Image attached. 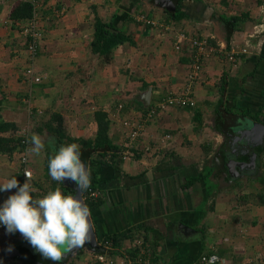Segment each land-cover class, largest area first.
<instances>
[{"label":"crops","instance_id":"obj_1","mask_svg":"<svg viewBox=\"0 0 264 264\" xmlns=\"http://www.w3.org/2000/svg\"><path fill=\"white\" fill-rule=\"evenodd\" d=\"M16 1L0 0V121L15 124L17 137L34 123L28 137L37 133L58 150L67 143L47 128L53 115L62 116L68 137L91 139L95 113L108 114L119 152L99 170L101 203L91 212L98 241L118 236L117 260L132 255L140 239L152 264H200L211 255L225 264H264V0L186 1L180 23L151 0H38L44 38L33 63L21 26L14 27L7 13ZM140 14L164 27L139 22ZM98 18L135 45L101 55L93 47ZM181 33L247 52L236 64L223 54L205 60L193 107L172 106L147 117L187 83L192 57L189 43L176 50ZM31 65L40 83L25 79ZM150 87L147 105L139 96ZM25 98L35 110L27 113ZM243 120L254 126H247L248 141L238 131ZM139 123L144 128L132 142L129 134ZM256 136L263 145L254 143ZM45 151L30 156L29 164L38 190L33 195L40 198L57 187ZM20 154L0 150V184L12 176L21 181ZM17 191L0 192V206ZM32 250L21 235L0 232L2 264L20 252L28 262L50 264ZM81 252L71 264H90L94 255Z\"/></svg>","mask_w":264,"mask_h":264},{"label":"clouds","instance_id":"obj_2","mask_svg":"<svg viewBox=\"0 0 264 264\" xmlns=\"http://www.w3.org/2000/svg\"><path fill=\"white\" fill-rule=\"evenodd\" d=\"M26 143L30 145L26 149L29 156H39L45 148L37 133L31 134ZM53 151L48 163L49 175L59 184L70 179L76 189L66 195L58 186L40 198L33 195L38 190L32 186V172L25 169L27 181L23 186L16 176L0 184V192L18 189L0 206V225L5 226L8 234L19 232L42 258L59 264L65 252L91 242L94 223L91 209L82 198L91 186V167L82 159L80 145H60ZM8 251H12V246Z\"/></svg>","mask_w":264,"mask_h":264},{"label":"built area","instance_id":"obj_3","mask_svg":"<svg viewBox=\"0 0 264 264\" xmlns=\"http://www.w3.org/2000/svg\"><path fill=\"white\" fill-rule=\"evenodd\" d=\"M24 1H29V0H24ZM30 1H32V4L34 6L33 17L32 19H30V21H28L24 26L21 27V35L25 39V46L28 52V59L33 63L38 57L41 45L43 43L44 32L40 26L41 14L39 10L42 7V5L38 0H30ZM64 12H65L64 9L60 11H55V16L59 17L63 15ZM136 20L150 27H158V28L164 27V24L159 20L150 19L142 14L138 15L136 17ZM185 43H189L191 49L192 63H191V70L188 73L187 83L184 89L181 92L170 93L167 96H165V98L161 102H158L156 105H154V107L151 110H149L147 117H154L158 113L165 111L172 106L193 107L195 105V102L191 97V93L196 83L202 79L203 66L205 60L211 57L212 55L223 54L226 56L229 62L236 64L240 59V55L245 54L247 52L246 49H242L238 51L236 49H228L227 46H224L223 48H219L211 44L210 39L206 36L191 37L186 33H181L178 35L175 46L176 50H180ZM25 75L27 81L33 80L35 83L41 82V78L36 76L35 68L32 65L26 70ZM143 128H144L143 124L139 123L130 132L129 137L132 142L136 141V139L141 135ZM20 138L22 140L21 141L22 151L20 154L22 179L20 181V186H23V184L27 181V177L24 175V170L28 169L29 171H31L33 178H34V173L29 167L30 156L26 152V149L30 147V145L26 143L29 137L23 135ZM99 195H100L99 191H90V196L92 198H97ZM0 232L8 234L5 226L3 225H0ZM14 234L21 235L19 232L8 235H14ZM99 244L103 248H105L107 252L103 254L93 253L94 258L92 259L90 264H152L150 258L151 255L147 252V250L145 249V244L140 239L134 242V247H132L136 249L135 250L137 252L136 256L132 257L133 255L130 256L124 255V257L121 258L120 260H117L114 257V254L119 250V248L114 246L112 241L103 240V241H99ZM220 263L225 264L224 259H221L218 256H213V255L203 256L200 262V264H220ZM3 264H21V263L18 261H14V262L10 261ZM251 264H263V263L259 259H256L253 262H251Z\"/></svg>","mask_w":264,"mask_h":264},{"label":"trees","instance_id":"obj_4","mask_svg":"<svg viewBox=\"0 0 264 264\" xmlns=\"http://www.w3.org/2000/svg\"><path fill=\"white\" fill-rule=\"evenodd\" d=\"M47 1L48 0H44L43 3ZM151 1L152 3H155L154 0ZM186 1L198 0H176L177 6L175 11L167 10L164 8V11L167 14L168 18L174 20L177 23L183 21L186 15L182 10V7L183 3H185ZM33 13L34 6L32 4V1L17 0L16 3L12 5V8L9 12V19L14 27H16L17 25H20L22 27L28 21H30V19H32ZM233 20L236 21V18H233ZM107 26L111 27L112 25H107L99 18L96 20V34L95 40L93 42V47L101 55L110 54L118 46L125 43H130L133 46L135 45V42L133 41L131 36L126 35L124 32H116L117 30L112 31V28H107ZM210 43L212 44L211 40ZM36 76L41 78L38 73H36ZM28 82L32 84L35 83L33 80H29ZM95 119L98 129L96 136L91 139H75L68 137L64 133L63 118L59 114L53 115L50 122L46 125L49 131L55 134L61 143H77L80 145L81 151L89 157V165L91 167V186L87 191L83 193V197L88 207L91 209V212L101 203V194L97 198H92L90 196V191L100 192L99 170L103 167L109 166V162L113 161L117 156L116 153L119 152V147L113 143V140L111 139L109 134L110 120L108 114L104 111H98L95 113ZM11 130L12 136L0 137V150L4 153L9 154H12L13 151H22V140L19 136L17 137V135H15L17 131L15 124L0 121V132L9 133L11 132ZM261 136L264 138V131L262 132ZM60 187L66 195L73 191V186L68 182L67 179L63 182V184H60ZM106 240L112 241L114 246L116 247L119 246L120 240L118 239V236H114V238H107ZM135 250L136 249L133 250L134 252L132 254V257H135L137 254ZM15 257L16 261L20 262L21 264H33L32 262H28V260H25L27 257L24 256L23 252L16 254Z\"/></svg>","mask_w":264,"mask_h":264},{"label":"water","instance_id":"obj_5","mask_svg":"<svg viewBox=\"0 0 264 264\" xmlns=\"http://www.w3.org/2000/svg\"><path fill=\"white\" fill-rule=\"evenodd\" d=\"M154 1L157 4V6H160L162 8H165V9L171 10V11H175L176 6H177L176 0H154ZM151 93H152V88L150 87L148 89V91L142 92L140 94L139 99L144 104L149 105L150 100H151ZM249 124L253 125V123L250 120L241 121V125L239 126V130H238L240 132V135H243L244 137L247 136L246 137L247 141H248V134H249V131H250V130H247V126H249ZM253 127L254 126H252V128ZM252 128H250V129H252ZM263 129H264V127H263ZM253 141H254L255 144L263 145V140H262L261 136H256V138ZM61 145H63V144H61ZM82 159L85 161L86 164L89 165V161H90L89 157L86 154H84L83 152H82ZM67 180L73 186V191H74L76 189V187H77L75 182L71 181L70 179H67ZM82 198L84 199L83 194H82ZM91 220H92V217H91ZM32 249H33L32 253L37 255L36 257L38 259H40L42 261H48L50 264H53L52 261L42 258V256L38 252H36L33 247H32ZM81 251L89 252L90 254H93V253L103 254V253L107 252V250L105 248H103L99 244V241L97 239V235H96V232H95L94 228L92 230L91 242L90 243L86 242V244L83 247H81V248L65 252L64 256H63V259L59 262V264H67L68 260H70L74 255L78 254ZM30 255H31V257H33L32 254H30ZM35 255H34V257H35ZM38 262H39V264H43L40 261H38Z\"/></svg>","mask_w":264,"mask_h":264},{"label":"rangeland","instance_id":"obj_6","mask_svg":"<svg viewBox=\"0 0 264 264\" xmlns=\"http://www.w3.org/2000/svg\"><path fill=\"white\" fill-rule=\"evenodd\" d=\"M143 1V4L146 2H144V0H142ZM8 10V14H9V12H10V10L11 9H7ZM9 16V15H8ZM41 26V25H40ZM30 67V66H29ZM28 67V68H29ZM27 68V69H28ZM25 73H26V71H25ZM25 77V79H26V75L24 76ZM26 81V80H25ZM2 91V90H1ZM3 92H5V91H3ZM21 94H23V92L21 93ZM22 96V95H21ZM18 97V96H17ZM16 99H18V98H16ZM26 99V98H25ZM24 102H27L26 104H28V106H25L26 108V110H27V113H28V111L30 112V111H33V110H35L36 109V107L32 104H30L29 103V100H24ZM43 114V113H42ZM39 116H41V114H39ZM43 117V116H42ZM41 117V118H42ZM40 123V122H39ZM253 125L252 124H249V128L250 127H252ZM37 127V125L36 124H32V126H31V128H25V129H23V131H21L24 135H26V136H28L29 135V132H31L34 128H36ZM28 133V134H27ZM46 137V136H45ZM44 140V142H45V148H44V151H45V153L47 152V154H46V156H47V159H50V156H52L53 155V150H52V145L48 142V141H45V138L43 139ZM67 144H70L69 142L67 143ZM47 147V148H46ZM49 149V150H48ZM51 153V154H50ZM48 154H50V155H48ZM48 167V166H47ZM48 172V171H47ZM49 173V172H48ZM48 177H49V175H47ZM54 180H52V182H53ZM50 182L51 181H49V180H46L45 182H44V184L47 186V187H49L50 186ZM56 185H57V187L59 186L60 187V184L59 183H57V181H56ZM48 192V191H47ZM77 258V257H76ZM74 260H75V258L73 259V257H72V259H70V260H68V262H67V264H71L72 262H74ZM76 261V260H75Z\"/></svg>","mask_w":264,"mask_h":264},{"label":"flooded vegetation","instance_id":"obj_7","mask_svg":"<svg viewBox=\"0 0 264 264\" xmlns=\"http://www.w3.org/2000/svg\"><path fill=\"white\" fill-rule=\"evenodd\" d=\"M53 150V149H52Z\"/></svg>","mask_w":264,"mask_h":264}]
</instances>
